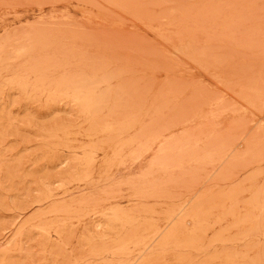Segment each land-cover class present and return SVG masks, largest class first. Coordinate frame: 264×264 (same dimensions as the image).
Returning <instances> with one entry per match:
<instances>
[{
	"label": "rangeland",
	"instance_id": "rangeland-1",
	"mask_svg": "<svg viewBox=\"0 0 264 264\" xmlns=\"http://www.w3.org/2000/svg\"><path fill=\"white\" fill-rule=\"evenodd\" d=\"M0 264H264V0H0Z\"/></svg>",
	"mask_w": 264,
	"mask_h": 264
},
{
	"label": "bare ground",
	"instance_id": "bare-ground-1",
	"mask_svg": "<svg viewBox=\"0 0 264 264\" xmlns=\"http://www.w3.org/2000/svg\"><path fill=\"white\" fill-rule=\"evenodd\" d=\"M80 98V97H79ZM89 100V99H88ZM88 102V101H87Z\"/></svg>",
	"mask_w": 264,
	"mask_h": 264
}]
</instances>
